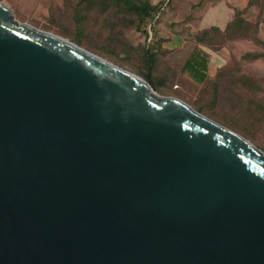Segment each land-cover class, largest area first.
I'll return each mask as SVG.
<instances>
[{
    "label": "water",
    "instance_id": "water-1",
    "mask_svg": "<svg viewBox=\"0 0 264 264\" xmlns=\"http://www.w3.org/2000/svg\"><path fill=\"white\" fill-rule=\"evenodd\" d=\"M0 264H264V151L0 0Z\"/></svg>",
    "mask_w": 264,
    "mask_h": 264
},
{
    "label": "rangeland",
    "instance_id": "rangeland-1",
    "mask_svg": "<svg viewBox=\"0 0 264 264\" xmlns=\"http://www.w3.org/2000/svg\"><path fill=\"white\" fill-rule=\"evenodd\" d=\"M1 1L9 6L19 22L62 36L146 80L151 74L154 78L161 77L162 72L147 69V25L142 14L130 4L163 7L153 25L157 36L167 31L193 39L204 37L213 49L224 48L228 61L215 78L201 88L193 85L176 88L175 82L180 83V79L166 76L167 85L155 87L157 92L163 96L175 95L195 109L200 108L205 116L238 132L264 151V0H254V4H250V0ZM224 1L229 8L234 6L235 13L242 11L241 17L252 24L245 33L248 38L233 39L224 32L214 31L204 35L202 30L210 19L228 17L223 10L212 12L217 2ZM254 54L257 56H252Z\"/></svg>",
    "mask_w": 264,
    "mask_h": 264
},
{
    "label": "crops",
    "instance_id": "crops-1",
    "mask_svg": "<svg viewBox=\"0 0 264 264\" xmlns=\"http://www.w3.org/2000/svg\"><path fill=\"white\" fill-rule=\"evenodd\" d=\"M235 5L238 6L237 3ZM233 7L229 8L226 1L217 2L212 8V12L216 14L224 11L229 20L226 17L225 20L219 18V21L213 17V20L210 19L209 21L211 22L204 25V28L218 26L221 29H225L235 18V8ZM161 32L162 35L157 37L161 39L163 52L158 57L157 68L163 74L170 71L168 73L178 77L180 83L175 82V84H178L179 87L193 85L201 88L210 83L219 70L227 64L228 59L226 52L223 50L224 48L216 50L199 42L196 37L193 39L182 34L168 33L167 31Z\"/></svg>",
    "mask_w": 264,
    "mask_h": 264
},
{
    "label": "trees",
    "instance_id": "trees-1",
    "mask_svg": "<svg viewBox=\"0 0 264 264\" xmlns=\"http://www.w3.org/2000/svg\"><path fill=\"white\" fill-rule=\"evenodd\" d=\"M250 4H254V0H250ZM130 5L131 8L135 9L137 12H139V14H142L144 24L147 25L145 31V40L147 41V45L145 47L147 57L145 60H146L147 69L149 71L151 69L157 70L158 57L160 53L163 52V49L161 48V39H158L157 35L153 31V25L155 24L154 22L157 21L158 14L163 10V7L151 5L149 3L141 4V5H136L135 3H131ZM241 15H242V11L236 12L235 18L227 25V27H225V29H221L218 26H211L204 28L202 31H204L203 32L204 35H208L210 31H214L220 34H223L224 32V34H227V36L232 37L233 39L238 38L240 36H244L245 38H248L247 36H245V33L252 28V24L249 23V21H247L245 18L241 17ZM203 38L204 37L196 36V39L199 42L206 44V41ZM206 45L210 46V44H206ZM252 56H257V55L254 54ZM168 72L170 71L164 72L165 74L162 73L161 77L158 78L156 77L154 78L152 74L150 76L149 73L150 79L155 85V87L161 88L167 85L168 81L166 79V76H171V77L173 76ZM198 110L202 111L200 108Z\"/></svg>",
    "mask_w": 264,
    "mask_h": 264
},
{
    "label": "built area",
    "instance_id": "built-area-1",
    "mask_svg": "<svg viewBox=\"0 0 264 264\" xmlns=\"http://www.w3.org/2000/svg\"><path fill=\"white\" fill-rule=\"evenodd\" d=\"M158 17H159V16H158ZM175 87L177 88V87H179V85L176 84Z\"/></svg>",
    "mask_w": 264,
    "mask_h": 264
}]
</instances>
